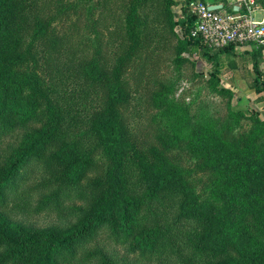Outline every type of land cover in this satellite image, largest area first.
Masks as SVG:
<instances>
[{
	"label": "trees",
	"instance_id": "16d2710c",
	"mask_svg": "<svg viewBox=\"0 0 264 264\" xmlns=\"http://www.w3.org/2000/svg\"><path fill=\"white\" fill-rule=\"evenodd\" d=\"M49 1L0 0V264H264V241L243 227L252 214L264 228V120L237 122L225 142L174 134L183 161L162 165L125 120L127 67L167 37L159 33L167 19L176 24L177 2L120 0L119 53L113 63L102 56L101 66L95 56H77L76 46L69 54L53 26L79 2L59 0L44 18ZM79 1L95 24L93 10L116 0ZM196 1L181 7L185 33ZM234 46L210 53L184 36L176 64L199 51L211 63L210 84L220 83L219 55ZM262 52H250L256 93L264 91ZM29 214L66 221L38 228L24 221Z\"/></svg>",
	"mask_w": 264,
	"mask_h": 264
},
{
	"label": "rangeland",
	"instance_id": "374dc122",
	"mask_svg": "<svg viewBox=\"0 0 264 264\" xmlns=\"http://www.w3.org/2000/svg\"><path fill=\"white\" fill-rule=\"evenodd\" d=\"M58 1L50 0L41 10L42 17L52 16L56 12ZM71 1L79 2L77 13L68 14L63 19L56 17L53 23L56 33L66 36L71 46L69 54L73 51L72 47L76 46L75 52L79 57L82 55L90 61L91 56H95L103 66L101 57L104 56L109 63H113L112 60L119 53L117 46L123 33L124 8L123 5L120 6V0L111 2L107 10L95 8V24L90 22L88 7L79 0ZM171 10L176 24L173 25L167 19L168 23L163 22V30L159 33L166 32L167 37L159 39L157 49L150 46L141 49L138 57L135 56L136 61L128 65L125 73L126 87L130 93L123 103L125 120L135 131L138 141L140 139L143 145H149L150 151L154 150L150 152L149 159L158 165L183 161L179 148L172 141L174 134L185 138L206 137L225 142L226 138L229 139L231 126L237 122L248 128L249 116L264 120V91L244 92L229 88L233 92L229 95L219 90L228 88L223 80L230 77L235 79L237 87L240 80L238 82L236 79L245 80L242 87L250 89L254 71L252 67L248 69V73L244 71L249 56L240 60L242 68L239 69V74L231 73H237L236 71L219 70L220 83L216 84H210L211 63L199 51L182 53L184 60L176 64L175 59L185 31L179 20V9L174 5ZM59 49L64 52V47ZM262 55V59L258 61L260 79L264 80V51ZM106 72H109V67ZM167 142H171V145H167ZM23 219L38 228L66 221V217L54 214H29ZM243 227L250 232L251 239L264 241V228L254 215H248ZM116 251L120 256L126 255L124 248L116 247ZM129 257L130 260L136 258L132 255ZM136 263L178 264L172 259L164 262L139 260Z\"/></svg>",
	"mask_w": 264,
	"mask_h": 264
},
{
	"label": "built area",
	"instance_id": "2783aa9c",
	"mask_svg": "<svg viewBox=\"0 0 264 264\" xmlns=\"http://www.w3.org/2000/svg\"><path fill=\"white\" fill-rule=\"evenodd\" d=\"M242 6L240 11L212 10L209 4L197 0L190 9L194 26L185 37L199 39L210 53L230 44L264 48V8L254 0H242Z\"/></svg>",
	"mask_w": 264,
	"mask_h": 264
},
{
	"label": "crops",
	"instance_id": "0c3cea01",
	"mask_svg": "<svg viewBox=\"0 0 264 264\" xmlns=\"http://www.w3.org/2000/svg\"><path fill=\"white\" fill-rule=\"evenodd\" d=\"M175 2H177L176 8L179 9V12L181 14V7L182 5H184V1L185 0H174ZM198 1H202L204 3H207L209 5H213V4H222L223 7L221 9L227 11V9L231 8L233 11H239V10H243V6H242V0H198ZM237 7V10H234V8ZM264 51V48L261 47ZM258 48L255 47H251V46H234L232 51H223L220 55L219 58L221 60L219 69L223 70L226 69L227 71H236L237 73L231 72L233 75L239 74V69L242 68V64L240 62L241 59H244V56L247 57L249 56V61L247 66H245L244 71L248 73V69L252 67V59H251V55L250 52L252 50H257ZM241 55V56H240ZM251 65V66H250ZM253 69V68H252ZM250 74H248V76H250ZM252 75L254 76V74L252 73ZM225 81L223 80L224 85H226V87L230 88L231 90L235 91L238 89L243 90L244 92L247 91H251L253 90L251 87L250 89L245 86L242 87V83H246L245 80L243 79H236L238 82L240 80V82L238 83V87L237 84L235 82V79L230 78H224ZM227 79V80H226ZM251 82V81H250ZM251 84V83H250Z\"/></svg>",
	"mask_w": 264,
	"mask_h": 264
},
{
	"label": "water",
	"instance_id": "95a60500",
	"mask_svg": "<svg viewBox=\"0 0 264 264\" xmlns=\"http://www.w3.org/2000/svg\"><path fill=\"white\" fill-rule=\"evenodd\" d=\"M223 7L222 4H214V5H209V9H221ZM234 10H237V7L234 8Z\"/></svg>",
	"mask_w": 264,
	"mask_h": 264
}]
</instances>
